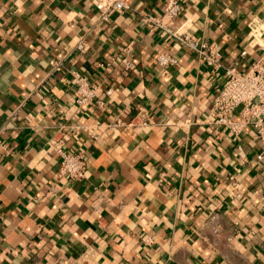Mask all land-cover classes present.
I'll return each mask as SVG.
<instances>
[{
    "label": "crops",
    "instance_id": "crops-1",
    "mask_svg": "<svg viewBox=\"0 0 264 264\" xmlns=\"http://www.w3.org/2000/svg\"><path fill=\"white\" fill-rule=\"evenodd\" d=\"M180 1L174 25L189 20L186 28L216 43L226 64L244 71L263 54L250 32L260 25L264 41V0ZM163 4L132 0L97 26L91 0H0V264H264V144L251 128L233 141L207 123L226 79L192 48L139 24V10L160 14ZM88 32L86 51H74ZM162 51L178 64L158 66ZM110 54L134 66L98 67ZM72 68L96 82L109 75L99 91L107 110L76 113ZM59 107L72 125L130 120L142 107L152 124L132 135L100 130L96 139L68 131L66 146L85 152L87 173L60 178L61 157L49 145ZM218 211L240 224L224 246L195 233Z\"/></svg>",
    "mask_w": 264,
    "mask_h": 264
},
{
    "label": "built area",
    "instance_id": "built-area-1",
    "mask_svg": "<svg viewBox=\"0 0 264 264\" xmlns=\"http://www.w3.org/2000/svg\"><path fill=\"white\" fill-rule=\"evenodd\" d=\"M97 9L95 25L107 23L114 12H125L132 8V0H91ZM139 24L148 28L162 30L168 37L176 42L192 48L197 55L200 64L207 67L212 74L223 72L225 84L217 88V93L210 105L207 123L218 129V137L221 134H229L233 141H237L241 134L251 128L255 136L264 144V41H261L262 28L258 24H251L250 43L258 45L263 51L259 59L252 62L247 70H239L232 64H226L224 54L216 43L203 38L195 37L186 27L189 20L174 25L183 13V4L180 0H164L160 14L149 10H139ZM89 44V32L81 34L73 46V50L79 53L86 51ZM128 49H123L126 52ZM63 61V60H62ZM61 60L57 66L61 65ZM158 66L167 68L178 64V58L169 51H162L156 55ZM97 66L108 70L123 67L128 70L134 66L127 58L116 62L112 54L98 60ZM72 74L76 113L88 115L89 110L104 111L108 109V103L100 96L99 91L103 83H108L109 75L101 82H96L88 74L77 69L70 70ZM114 88L105 89L107 95H111ZM59 122L56 124L55 134L50 138L49 145L60 155L58 176L81 181L86 178L88 162L86 154L82 150L70 149L66 146L65 135L68 131L84 132L92 138L99 136L100 130H120L127 134H134L137 128L149 126L150 114L147 108H140L137 114L130 120L121 116H115L111 121H103L95 118L93 122L70 124L72 116L67 114L63 107L58 108ZM183 123V124H182ZM176 122L175 125L183 128L187 122ZM160 124V123H159ZM161 124H169L163 121ZM183 125V126H182ZM7 128L6 126L3 129ZM5 154L11 153L7 143L3 144ZM264 159V152L258 156ZM151 178V174H147ZM157 182L162 185L168 182L166 170L160 169L157 173ZM264 200V193L262 196ZM224 231L225 234H222ZM240 232V224L231 220L223 212L211 213L203 224L195 230V233L208 242L218 245H227L230 239Z\"/></svg>",
    "mask_w": 264,
    "mask_h": 264
}]
</instances>
